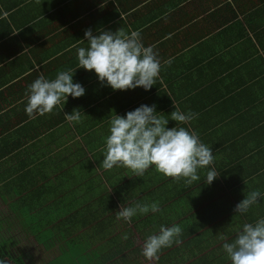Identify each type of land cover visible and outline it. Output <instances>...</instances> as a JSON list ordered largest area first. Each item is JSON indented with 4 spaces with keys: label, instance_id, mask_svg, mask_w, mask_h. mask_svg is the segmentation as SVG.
I'll return each mask as SVG.
<instances>
[{
    "label": "crops",
    "instance_id": "1",
    "mask_svg": "<svg viewBox=\"0 0 264 264\" xmlns=\"http://www.w3.org/2000/svg\"><path fill=\"white\" fill-rule=\"evenodd\" d=\"M119 28L139 32L161 61L148 91H113L94 71L79 68L77 49L88 47L80 41L85 31L97 35ZM68 70L85 94L30 118L29 85L41 73L51 80ZM141 105H155L168 128L176 127L170 120L174 106L195 114L177 126L196 132L212 149L214 162L198 170V181L187 185L185 178L166 177L154 166L142 177L125 167H102L110 120ZM73 110L81 112L79 122L65 119ZM212 168L220 175L209 185L206 173ZM254 190L261 193L259 202L236 214L235 206ZM131 198L133 207L157 200L172 215L167 227L182 228V242L163 248L158 261L143 257L146 238L140 236L130 249L126 239L109 247L111 225L90 217L116 214ZM259 219H264V0H0V225L25 229L45 248L51 243H40L45 237L37 238L32 229L71 224L76 237L82 232L87 252L114 263L231 264L223 243ZM95 227L104 230L100 236L92 232ZM52 239L65 242L57 234Z\"/></svg>",
    "mask_w": 264,
    "mask_h": 264
},
{
    "label": "clouds",
    "instance_id": "2",
    "mask_svg": "<svg viewBox=\"0 0 264 264\" xmlns=\"http://www.w3.org/2000/svg\"><path fill=\"white\" fill-rule=\"evenodd\" d=\"M88 47L77 49L79 68L95 72L101 84L111 87L113 91H126L142 87L150 90L156 83L161 70L154 46H144L137 31L126 33L122 28L115 32L101 31L94 35L91 29L84 33ZM165 63H171L166 61ZM71 70L59 71L54 79H47L41 73L28 87L26 93V114L30 118L49 114L53 109L66 103L67 98H80L85 89L73 82ZM170 120L176 127L168 128V119L157 115L155 105H141L126 116L114 115L110 120L109 135L105 140L102 167H125L132 170L136 177H142L152 166L166 177L179 180L185 178L187 185L199 180L198 170L207 168L214 162L212 149L201 142L199 135L185 127L195 114L184 113L174 106ZM69 122H79L81 112L73 110L64 114ZM220 174L214 168L206 173V184H211ZM261 193L251 191L234 208L236 214L247 213L259 202ZM160 211L159 204H136L134 207L120 206L116 219L131 222L138 213L143 215ZM182 228L179 225L161 226L158 234L149 235L143 243L142 255L148 261H158L163 248L180 244ZM127 237L125 236V239ZM231 264H264V219L255 223H246L238 231L235 239L222 245ZM0 264H6L0 260Z\"/></svg>",
    "mask_w": 264,
    "mask_h": 264
},
{
    "label": "trees",
    "instance_id": "3",
    "mask_svg": "<svg viewBox=\"0 0 264 264\" xmlns=\"http://www.w3.org/2000/svg\"><path fill=\"white\" fill-rule=\"evenodd\" d=\"M132 203H130L128 207H133L134 201L135 199L131 198ZM151 202H156L158 203L157 200L155 201H150ZM161 202V201H160ZM159 204V203H158ZM160 204H159V208H160ZM172 215H168L165 214L163 209L160 208V211L155 212V213H147V214H137L136 216H134L131 219V222H125L124 220L120 219H116L115 214H111V215H106L105 213L102 212H97V213H91L90 217H93V220L96 219L101 223H108L111 225L110 231L112 234V239L114 240L111 245H109V247L111 246V248L115 247L118 244V240H122L126 238V244H127V248L130 249L132 244L131 240L134 239V235L135 236H140L141 238H147L149 235L152 234H158L159 233V229L161 226H165L167 227L168 223L172 222L171 219ZM169 217V218H168ZM85 222H87V220H85ZM70 223V222H69ZM42 227H46V225L44 224ZM70 230H71V224H67V223H61L58 224L57 228H52V229H45L43 228L42 230H38L35 231L34 229H32L31 231L34 234H37V238H38V234H40L42 237H45V239L39 241L40 243H45L46 241H49L51 244L46 245L45 248H52L53 242L54 240L52 239V237L54 235H60L62 236L65 240L68 238L71 242L74 241V239H71L70 237ZM104 231L102 229H100L99 227H95L94 231L95 232V237H97L98 235L100 236V233ZM73 233H76V230H72ZM93 234V235H94ZM78 236L82 238V232H78ZM80 238V240H81ZM93 238V237H92ZM52 239V240H50ZM117 240V242H116ZM10 244H12L11 242L8 243L7 241H5L4 239L0 238V260H3L6 262V264H27V262L25 261V259L23 258V254L19 253V254H15L12 251H10ZM115 245V246H114ZM133 246V245H132ZM102 247V246H101ZM79 248L82 250V258H84L85 256H93L94 260H104V259H97V257H101L100 255L97 254V252L95 251H90L87 252V247L84 244L79 245ZM69 251V248L66 247L65 248H60V253H65L66 251ZM138 249H137V254H138ZM23 253H25V251H23ZM86 253H92L88 254V255H84ZM79 261V259L77 260ZM87 262H92L91 259L85 260ZM128 264H134L131 261L127 262Z\"/></svg>",
    "mask_w": 264,
    "mask_h": 264
},
{
    "label": "rangeland",
    "instance_id": "4",
    "mask_svg": "<svg viewBox=\"0 0 264 264\" xmlns=\"http://www.w3.org/2000/svg\"><path fill=\"white\" fill-rule=\"evenodd\" d=\"M22 208L19 210L21 211ZM6 226L10 228V224L6 223ZM10 230L5 228L4 225H0V238L8 240L14 245H10V251L15 254L22 253L23 258L27 264H128V263H114L107 259L104 260H94L93 256H85L82 258V250L79 248L83 242L80 240L81 237L75 236V234L70 231L71 239L68 238L64 241L57 240L54 241L55 245L52 248H44L41 245H35L33 239L29 236V232L25 229H17L16 225L13 226ZM134 239H137V236L134 235ZM65 243L69 248L65 253H59L58 247L65 248ZM25 251V253H23ZM89 252V251H88ZM92 253H86L88 255ZM79 259V261H77ZM91 259L92 262H87L85 260Z\"/></svg>",
    "mask_w": 264,
    "mask_h": 264
}]
</instances>
